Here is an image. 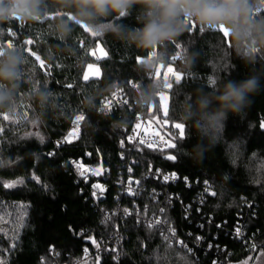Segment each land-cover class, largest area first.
<instances>
[{
	"label": "trees",
	"instance_id": "1",
	"mask_svg": "<svg viewBox=\"0 0 264 264\" xmlns=\"http://www.w3.org/2000/svg\"><path fill=\"white\" fill-rule=\"evenodd\" d=\"M123 23L137 25V13L123 18ZM47 24L48 21L14 20L0 26L3 43L13 40L14 46L22 48L28 57L23 79L39 87L47 85L59 103L57 114L38 120L47 135L44 141L25 135L32 119L31 105L22 103L21 114L8 121L0 117V260L3 264H55L56 261L72 264L83 257V246L93 249L97 243L113 241L116 224L125 238L120 261L114 259L113 252L104 251L80 264H94L97 257L99 264H233L264 252V128L261 127L264 88L252 97L250 106L240 116L229 117L202 161H195L189 155L198 137L175 116L186 94L193 90H212L221 81L238 80L249 74L252 66L241 62L222 34L213 29L201 31L200 25L189 31L187 26L184 35L169 45L172 57L175 44L199 54L189 71L181 70V61L170 59L174 70L182 73V79L177 83L170 78L173 87L166 90L167 115L162 112L158 96L152 111L169 131L176 147L157 150L141 146L129 152L120 143L140 110L124 105L102 112V102L108 95L97 99L95 110L85 108L82 100L89 90L113 81L121 84L131 100L132 84L149 79L136 70L138 57L147 54L125 47L110 36L94 37L81 26L71 41L75 45L74 53H58L50 59L49 51L61 42L49 33ZM29 39L33 41L31 45L26 43ZM98 41L107 50V55L101 58L91 53ZM3 47L7 48L5 44ZM31 52L41 57L45 62L43 67ZM257 60L255 67L264 65V54L258 53ZM92 62L101 66L102 74L98 81L94 78L84 81L85 68ZM210 78L215 79V85L209 82ZM81 113L85 120L79 138L57 148L56 139L66 133L75 115ZM175 123L185 126L184 138H180ZM167 155L176 156V160L166 159ZM71 158H81L110 170V174L99 178L106 186V193L98 203H94L90 183H77L70 173ZM128 164L131 173L142 177L147 187H165L160 180L146 176L150 165L176 171L180 179L169 188L182 201L160 197L150 202L143 196L124 194L117 180L120 174H127ZM184 177L191 182L190 186ZM17 180L23 183L14 188L3 187L4 182ZM206 180L215 195L206 194L200 203L198 196ZM124 206L130 208V215L116 213ZM187 206L192 212L189 215ZM161 208L165 209L163 213L159 211ZM105 210L111 213L109 220L104 219ZM145 213H161L166 223L170 222L187 238L192 251L166 242L159 227L149 229L148 223L140 219ZM238 221L243 222L246 238L232 234ZM197 236L203 239L197 241ZM250 236L258 244L255 250L247 240Z\"/></svg>",
	"mask_w": 264,
	"mask_h": 264
},
{
	"label": "clouds",
	"instance_id": "2",
	"mask_svg": "<svg viewBox=\"0 0 264 264\" xmlns=\"http://www.w3.org/2000/svg\"><path fill=\"white\" fill-rule=\"evenodd\" d=\"M261 5L264 0H0V26L14 20L48 21L49 33L61 42L49 51L50 59L58 53H74L71 41L82 25L99 36H110L125 47L146 53L136 70L149 79L139 81L131 96L132 106L145 111L163 90V81L155 79V71L170 62L169 45L184 35V20L206 29L223 24L229 30L232 52L252 68L242 79L221 81L212 90H193L175 111L176 118L188 124L198 137L189 155L202 161L229 117L240 116L252 97L264 88V65L255 67L257 54H264V16L253 15ZM133 12L137 13V25L123 23V18ZM198 55L185 50L180 56L181 70L189 71ZM27 64L22 48L0 50V114L16 117L21 114L22 103L31 105L33 120L57 114L56 94L47 85L39 87L23 79ZM119 87L116 81L105 82L89 90L82 104L95 110L97 99L111 95Z\"/></svg>",
	"mask_w": 264,
	"mask_h": 264
},
{
	"label": "built area",
	"instance_id": "3",
	"mask_svg": "<svg viewBox=\"0 0 264 264\" xmlns=\"http://www.w3.org/2000/svg\"><path fill=\"white\" fill-rule=\"evenodd\" d=\"M198 25L199 24H197L195 22V28ZM188 26H189V28L191 27L190 25H188ZM9 42H11L12 45L14 46L13 40H7L3 43V41L0 38V48L4 49L5 47H3V44H5L7 46V44ZM180 46H181L180 48H177L176 44H175V51H174L173 56L177 55L178 52L180 54H182L185 51V49L182 47V45H180ZM176 60L181 61L180 58H178ZM167 66H165V68L161 70V80L162 81H163V73H164V71H166ZM119 89H120L119 91L117 89L114 92L117 93L118 97H122L123 99H126L128 101V103L127 104L114 105L112 107V109L117 107V106H124V105L129 106V107H133L132 101L128 97L125 89L123 87H119ZM133 90H135V88H133ZM112 94L108 95L106 98L112 99ZM104 102H105V98L102 102V105ZM153 116H155V115L152 114V111L149 110V107L145 111H139L137 113L136 120H135L134 124L132 125L131 128H129L127 130L126 136L124 138H122V140H121L124 142L123 147H122L123 149H125L129 152H132L134 150L139 149L141 146H145V147H148L151 149H157V150H164V149L170 147L169 145L172 144V140H171L169 131L166 130L158 120H155L153 118ZM138 117H139V119H137ZM82 123H83V121L80 122L79 131L72 138L71 142H73L79 138V136L81 134ZM137 123H139L141 125L140 128L135 127V125ZM75 127H76V125L73 121L71 126L69 127V129L66 131V133L62 137L56 139L55 144H56L57 148L62 146V145H65L67 143V142H63V141L65 140V137H67L68 134L75 129ZM129 137H131V139H129ZM141 141H143V143H141ZM58 142H62V143H60L58 146ZM150 145H151V147H150ZM69 164H70V173L74 175L76 182L81 183L83 185L90 183L91 193H93V191H94L92 188L93 184H100L102 186L103 191H101V189H96L95 190L97 193L96 197H93V195H92V197L94 199V203H98V201L100 199H102L106 193V186L102 181L99 180V178L104 177L107 174H110V170L104 168L102 165H97V164L86 162L81 158H71V159H69ZM78 165H82V167H78ZM150 167H151V171H149V168H148L146 176L148 178L152 177L154 179L160 180L161 183L165 185L164 188H157L154 186L147 187L145 185V182L142 179V177L131 173L132 169L130 167V164H128L127 165V168H128L127 174L126 175L120 174L119 178L117 180V184L120 186L122 192L126 195H131V196H143L144 199H146L147 201H150V202H156L160 197H163L167 200H169V198L171 197L172 202L177 201V200L182 201L181 199H179V196L177 195L176 191L173 188H169L170 184H172V183L175 184L176 182H178L179 179L176 181L170 180L167 183H165L163 180L164 175H170L173 172H175L178 175V173L176 171L164 170L162 167H159V166L155 167L154 165H150ZM157 169L160 170L159 176H157V173H156ZM97 171L99 174H97ZM81 172L84 173L83 177L80 175ZM206 181L208 182V184L206 185L204 182L203 188L201 189V193L198 196V202H200V203L203 202L206 194L213 192L211 183L208 180H206ZM187 185H189V186L191 185V182L189 180H188ZM81 187H83V186H81ZM81 191H83V190H81ZM133 193H135V195H133ZM125 209L128 210L127 213L125 212ZM189 209H190V206L185 207V210H186L188 215L192 213L191 210H189ZM116 213L123 214L124 216H126V215H130L131 210L129 207L124 206L121 209H117ZM160 214L161 213H157V214L145 213L144 215L140 216V219H142L143 221H145L147 223H149L150 221L154 223L155 219H159L161 221V223H159V224L154 223V226L159 227L161 230V233L163 232L164 235L169 236V240H168L169 243L177 244L178 246H181L179 244V241H183L184 244L187 245V248L193 249L192 248L193 246L188 242L187 238L180 235L176 227L166 223ZM110 215H111V213L108 210L104 211V219L105 220H109ZM106 217H108V219H106ZM169 227L175 228V230H176V236L175 237H172L170 235V233H168L166 231V229H168ZM237 227H240L241 233H242V235L239 237L236 235V231H235V229ZM115 228L117 230L115 233V238H113V241L115 242V245H114L115 247L111 245V243L113 241H110V240H108L107 242H104V243L102 242V244L97 243L95 245V247H93V249H91V247H89V246H83L82 247L83 257L80 260H75L72 264H80V262H82L83 260L88 259L89 257H92V256L99 254L101 252H104V251L105 252H110V251L113 252L115 259L119 262L120 258H121V254H122V245H123L125 238H124L123 233L119 230L118 224L115 225ZM232 234H233V236H235L237 238H243V237L246 238L245 233H244L243 222L238 221V223L234 226ZM247 240L249 243H251L252 247H253V245H255V247H253L254 250L258 248V244L253 237H251V236L247 237ZM195 245H198V243L195 242ZM113 249H115L116 251H113ZM55 264H68V263H66V262L62 263V262L56 261Z\"/></svg>",
	"mask_w": 264,
	"mask_h": 264
},
{
	"label": "snow or ice",
	"instance_id": "4",
	"mask_svg": "<svg viewBox=\"0 0 264 264\" xmlns=\"http://www.w3.org/2000/svg\"><path fill=\"white\" fill-rule=\"evenodd\" d=\"M253 15H254V16H256V15L264 16V5H261L260 8L256 9V11L253 13ZM46 19H47V18H46ZM184 23H185L187 26H188V25L191 26V27L189 28V31H191V30H193V29L195 28V22H194V21H190V20H188V19H185V20H184ZM82 27H83L86 31L90 32L94 37H99V35H98L97 33L92 32V31H91L86 25H82ZM211 29H213V30L218 31L219 33H221L222 36L225 38L226 43L230 44V41L228 40V37H229V30H228L223 24H220V25H212V26H211ZM203 30H204V29H203V27H202V28H201V31H203ZM13 35H14V34H13ZM26 43L29 44V45H31V44L33 43V41H32L31 39H29V40L26 41ZM174 43H175V42H174ZM11 47H13V45H12L11 42H9V43L7 44V48H11ZM176 47H177V48H180L181 46H180L179 44H176ZM0 50H2V48H0ZM29 51H30V50H29ZM253 51H256V50L254 49ZM30 54H31L32 56L35 57V60H37V61L40 62V66H41V67L44 66V63H45V62L41 59V57H40L39 55H36V53H34V52H31ZM150 55H154V53H152V54H150ZM180 55H181V54L178 52L177 55H175V56H173V57L171 58L172 61H175L176 59L180 58ZM142 59H143V58H139V57H138V63L142 62ZM87 67H88V70H89V71H86V72L84 73V75H83V79H84V81H89L90 78H94V79H96V80L98 81V79H99V77H100V71H99V69L96 68L95 70H93V65H92V64H89ZM164 68H165L164 65H160V66L157 67V69H156V71H155V79H157V80H161V70L164 69ZM170 78H174V79H175V82H177V83H179V82L181 81V79H182V75L174 70V68L171 66V63H169V65H168L167 68H166V71H164V73H163V89H164V90L171 89V88L173 87V84H172L171 82H169V81H170ZM209 82H210L211 84H213V85H215V83H216L215 79H211V78H210ZM69 87H70V85H69ZM132 87H133V88H137V87H139V85H138V84H132ZM119 90H120V89L118 88V91H119ZM157 96L159 97V104H160V107L163 109L165 115H167V111H168V107H167V105H168V99H169V97H168L167 95H165V93H164L163 90L160 91V92H158V93H157ZM127 103H128V101H127L126 99H123L122 97H118L117 93L114 92V93L112 94V99L105 98V102L103 103V105H102V107H101V111H102V112H104V111H111V109H112V107H113L114 105L127 104ZM152 107H153V105H150V106H149V110H151ZM0 117H2V119H3L4 121H8V120L14 118V117H10L7 113L0 114ZM24 118L27 119V114H25ZM137 119H139V117H138ZM84 120H85V116H84V114L81 113V114H76V115H75L74 123H75L76 127H75V129H74L72 132H70V133L68 134L67 137H65V140H64L63 142H69V143L71 142L72 138H73V137L78 133V131H79V125H80V122H82V121H84ZM135 127H136V128H140L141 125H140L139 123H137V124L135 125ZM174 127H175L176 129L179 130V136H180V138H181V139L184 138V136H185V126H184L182 123H175V124H174ZM261 127L264 128V122L261 123ZM41 139H42V137H41ZM129 139H131V137H129ZM60 143H62V142H58V146H59ZM123 143H124V142L121 141V147H123ZM141 143H143V141H141ZM169 146H170V147H173V148L176 147L175 144H171V145H169ZM150 147H151V145H150ZM53 154H54V153H49V155H53ZM166 159H168V160H170V161H175V160H176V156H174V155H167V156H166ZM78 167H82V165H78ZM149 171H151V167H150V166H149ZM156 173H157V176H159V175H160V170L157 169V170H156ZM97 174H99L98 171H97ZM80 175L83 177L84 173L81 172ZM33 178L36 179V177H33ZM85 179H86V178H85ZM178 179H180V177H179L175 172L171 173L170 175H164V176H163V180H164L165 183L169 182L170 180H171V181H176V180H178ZM183 179H184L185 183L187 184V183H188V178H187V177H184ZM19 183H23V181H22V180H17V181L4 182V183H3V187H4V188H14V187H15L17 184H19ZM137 183H138V182H137ZM205 184L207 185L208 182L205 181ZM92 188H93V190H94L93 193H92L93 197H96V195H97V193H96V191H95L96 189H101V191H103L102 186H101L100 184H93V185H92ZM212 194L215 195L214 192H213ZM133 195H135V193H133ZM171 199H172V198L170 197V198H169V201H171ZM127 211H128V210L125 209V212H126V213H127ZM159 211H160L161 213H163V212L165 211V209H164V208H161ZM106 219H108V217H106ZM154 223H155V224H159V223H161V221H160L159 219H155V220H154ZM154 223L150 221V222L147 224V227H148L149 229L153 228ZM168 223L170 224V222H168ZM201 227H203V225H201ZM217 227H221V225H217ZM69 229H70V231H74V229H72L71 226H69ZM166 231H167L168 233H170V235H171L172 237H175V236H176V230H175L174 227H169L168 229H166ZM235 231H236V235H237L238 237L242 235L240 227H237V228L235 229ZM161 235L163 236V238H164V240H165L166 242L169 240V236L164 235L163 232L161 233ZM88 239H90L91 242H92L93 244H96V240H95L93 237H89ZM201 239H203V238L200 237V236H197V237H196V240H197V241H199V240H201ZM179 244H180L181 246L187 248V245H185L183 241H179ZM13 247H14V245H13ZM209 247H211V245H209ZM253 247H255V245H253ZM113 251H116V250L113 249ZM191 251H192L191 249H188V252H191ZM262 255H264V253H262ZM114 259H115V257H114ZM0 264H3V261H2V260H0ZM94 264H99V257H97V258L95 259Z\"/></svg>",
	"mask_w": 264,
	"mask_h": 264
},
{
	"label": "rangeland",
	"instance_id": "5",
	"mask_svg": "<svg viewBox=\"0 0 264 264\" xmlns=\"http://www.w3.org/2000/svg\"><path fill=\"white\" fill-rule=\"evenodd\" d=\"M91 53L96 55L97 57L101 58V57H104V56L107 55V50H106L105 46L102 44V42L98 41L97 45L92 49ZM89 64L93 65V70L98 68L99 71H100V76H101V74H102L101 66L98 63H95V62H92V63H89ZM87 66L85 68L84 73L86 71H89ZM180 74L182 75V73H180ZM163 91H164L165 95H167L169 97V93L166 90H163ZM168 104H169V99H168ZM167 107H168V105H167ZM153 109H154V104H153V107H152L151 111H153ZM162 112L165 115L163 109H162ZM153 118L155 120L159 121V119H158V117L156 115L153 116ZM25 135H27V136H29L31 138L38 139L40 141L46 140V136H47L46 133L44 132V130L42 129V127L40 126L39 121L38 120H33V119H31L30 128L26 132ZM41 137H42V139H41ZM262 253H264V252H261L258 256L251 255V256L247 257L245 260H242L240 262L233 263V264H264V255H262Z\"/></svg>",
	"mask_w": 264,
	"mask_h": 264
}]
</instances>
